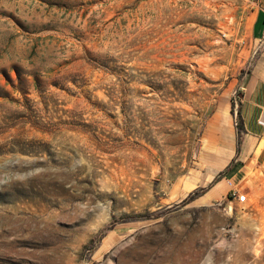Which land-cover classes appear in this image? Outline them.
Masks as SVG:
<instances>
[{
  "label": "rangeland",
  "instance_id": "1",
  "mask_svg": "<svg viewBox=\"0 0 264 264\" xmlns=\"http://www.w3.org/2000/svg\"><path fill=\"white\" fill-rule=\"evenodd\" d=\"M251 3L0 0V264H264V140L245 204L215 157Z\"/></svg>",
  "mask_w": 264,
  "mask_h": 264
},
{
  "label": "crops",
  "instance_id": "2",
  "mask_svg": "<svg viewBox=\"0 0 264 264\" xmlns=\"http://www.w3.org/2000/svg\"><path fill=\"white\" fill-rule=\"evenodd\" d=\"M252 8V23L249 30V35L256 41H261V34L264 28V0H258L251 3ZM242 98L238 99L235 114L232 115L230 111L223 113L224 116H229L235 122L238 121V116L243 126V137L239 151H236V136L234 129V137L229 139L227 152L216 154V158L220 160V167L229 166L232 162L237 163L234 167L227 171V180L232 184L239 180V176L244 168H246L245 161L252 157L258 148L260 142L264 140V56H262L255 67L245 74L241 82ZM239 111V114H237ZM215 123V122H214ZM216 124V123H215ZM216 128H213L209 134L214 142L215 147L218 145L224 147V141L218 134H215ZM234 142V143H233ZM226 155V156H225ZM219 195L218 190L210 189L199 198H205L206 201H212Z\"/></svg>",
  "mask_w": 264,
  "mask_h": 264
},
{
  "label": "trees",
  "instance_id": "3",
  "mask_svg": "<svg viewBox=\"0 0 264 264\" xmlns=\"http://www.w3.org/2000/svg\"><path fill=\"white\" fill-rule=\"evenodd\" d=\"M238 99L239 98H242V93H238L237 95ZM237 99V100H238ZM235 100L234 99H231V109H230V112L232 115H234V112H235ZM237 114H239V111H237ZM236 126H235V129H236V132H235V136H236V151L238 152L239 151V147H240V144H241V139L243 137V126H242V123L240 121V118L238 116V121H236ZM222 176V173L219 174L218 177H221ZM205 192V189L203 188H200V189H196L194 191H192L188 197L186 198L187 201H193L194 199H196L197 197L201 196V193L203 194Z\"/></svg>",
  "mask_w": 264,
  "mask_h": 264
},
{
  "label": "built area",
  "instance_id": "4",
  "mask_svg": "<svg viewBox=\"0 0 264 264\" xmlns=\"http://www.w3.org/2000/svg\"><path fill=\"white\" fill-rule=\"evenodd\" d=\"M252 2H257L258 0H251ZM227 182L230 185V189L228 190V196L229 204H231L235 201L238 204H245L248 201V196L245 193L239 192L236 188L233 187V184L227 180Z\"/></svg>",
  "mask_w": 264,
  "mask_h": 264
}]
</instances>
